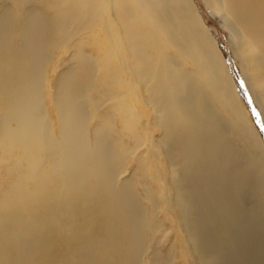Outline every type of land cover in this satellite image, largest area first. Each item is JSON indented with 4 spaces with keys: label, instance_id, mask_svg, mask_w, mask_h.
Here are the masks:
<instances>
[{
    "label": "bare ground",
    "instance_id": "bare-ground-1",
    "mask_svg": "<svg viewBox=\"0 0 264 264\" xmlns=\"http://www.w3.org/2000/svg\"><path fill=\"white\" fill-rule=\"evenodd\" d=\"M220 1L212 3L218 7ZM45 2L51 13L47 19L24 23L14 17V34H28L24 49L8 46L5 23L0 27V117L4 129L0 130V174L8 186L6 194L0 193V264H18L14 254L20 240L26 256L30 242L41 246L49 264H65L63 256L71 264H130L132 239L128 234L133 233L131 226L134 228L136 219L130 209L127 211L123 195H103L109 192V187L102 186L109 181V154L101 142L102 126L95 127L94 142L85 140L80 127V87L74 79L65 78L49 99L59 135H48L38 88L33 84L38 74L36 58L47 33L59 35L75 20L89 27L97 56L92 65L99 74V83L110 89L114 84L120 87L113 96L122 100L119 113L125 130L130 131L134 120L142 115L136 103L146 101L140 91H145L146 82L150 83L147 101L158 114L164 128L162 139L172 154L171 191L178 196L173 193L183 213L181 219L204 264H235L224 258L229 250H236V242L230 246L234 239L228 233L215 228L220 239L213 248L205 242L204 231L196 224L200 213L197 202L215 200L220 205L226 189L250 188L248 191L254 194L248 202L261 203L260 213L264 216V149L245 118L216 42L192 2ZM221 4L244 27L242 54L254 85L264 91V0H223ZM181 60L188 62L193 71L187 72ZM135 109L137 115L132 111ZM221 111L226 113L227 123ZM12 121L13 127L9 126ZM235 137L241 140L245 152L236 147ZM84 169L93 171L96 183V189L89 193L81 188L88 178ZM83 195L85 200L92 199L88 204L92 213L86 211L85 218L103 227V232L95 235L103 234L104 238L103 246H97V258L94 253L82 251L86 244L77 234V223L86 222L80 215L84 209L78 205V201L84 202ZM116 217L122 218V228ZM255 250L251 247L254 255ZM28 259H22L23 264H28Z\"/></svg>",
    "mask_w": 264,
    "mask_h": 264
},
{
    "label": "rangeland",
    "instance_id": "rangeland-1",
    "mask_svg": "<svg viewBox=\"0 0 264 264\" xmlns=\"http://www.w3.org/2000/svg\"><path fill=\"white\" fill-rule=\"evenodd\" d=\"M221 1L220 6L215 7L212 0H190L198 18L216 42L236 89L245 118L256 133L260 147L264 149V91L254 85L250 69H248L242 54L244 27L238 18L221 6ZM45 6V0H0V27L5 23L4 29L7 32L6 43L8 46H12L13 49H21L23 46L24 49L28 37V34L27 37L14 34V17L15 19L18 17L24 23L32 20L39 22L51 15L49 8ZM83 26L87 25L75 20L70 22L65 31L59 35L47 33V40L44 41L43 49L36 58L35 69L38 74L33 84L36 89L38 88V101L45 116L47 134L57 138L59 135L56 117L51 110L49 99L51 96L53 97L57 88L59 90L62 80L66 78L73 81L74 79L80 87L78 92L79 108L82 109L80 127L85 135V140L89 142L96 140L95 127L102 126L104 130L101 142L109 154L106 167L109 181H107V186H102L109 187V192H104L103 195L105 197L108 194L111 196L123 195L124 205H128L127 211L130 209L129 212L136 219L134 228L131 226L133 233L129 232L128 234L132 239V246L128 250L131 256L130 264H204L200 253L196 250L191 234L188 232V227L185 226L186 222L181 219L183 213L178 208V199L175 200L177 194H175V190L171 191L172 154L168 152V147L162 139L164 138V135L162 136L164 128L158 122V114L152 110L147 101L146 89L150 83L146 82L145 91H140L146 101L141 104L140 102L136 103L137 110L142 111V115L139 119L134 120L133 128L130 131L125 130L122 127L123 117L119 113L122 100L113 96L120 87L114 84L113 88L110 85L112 88L110 89L99 83V74L93 70L92 65L97 58L96 49L90 42L89 27L87 26L85 29ZM182 62L181 60L180 64L184 65L183 68L187 72L193 71L194 68L188 62ZM137 110L132 111L136 114ZM0 113L3 114L1 109ZM221 114V118L227 123L226 113L221 111ZM1 117L0 130L2 132L4 129ZM13 122L9 123V126L13 127L15 125ZM133 133L136 136H132ZM235 139L237 138L235 137ZM234 141L236 147L244 151L241 140ZM86 166L90 167V163L87 162ZM85 175L88 178H85L87 181L81 188L83 191L88 190L87 193H89L90 190L96 189V183L93 171L85 170ZM2 176L0 177V193L6 194L8 186ZM83 198L84 202L80 200L78 205H80V209H84L80 215L85 218L86 211H89L86 212L88 214L92 213L88 210V204L92 199L85 200L84 195ZM87 218H85V224H82V220L81 223H77V234L86 244L82 251L94 253L93 257L97 258L99 256L97 246H103L104 238L103 234L97 237L95 235L97 232L102 233L103 227L93 225L96 221L94 220L92 223L90 218ZM116 223L119 228L124 225L122 218L116 217ZM119 235L121 236L122 232ZM92 238L95 240L91 241Z\"/></svg>",
    "mask_w": 264,
    "mask_h": 264
},
{
    "label": "water",
    "instance_id": "water-1",
    "mask_svg": "<svg viewBox=\"0 0 264 264\" xmlns=\"http://www.w3.org/2000/svg\"><path fill=\"white\" fill-rule=\"evenodd\" d=\"M227 170L230 171L229 168ZM227 173L225 171V174ZM248 189L251 190L250 188L226 189V194L223 196L224 203L220 205L215 200L211 203L204 201L203 204L202 200L198 201L200 213L197 214L196 224L201 231H204L203 237L209 247L213 248L217 239H220L219 235L215 234L217 233L215 228L228 233L234 239V243L231 242L230 246L234 247L236 242V250L228 251V254L224 256L226 261L235 264H250L251 262L264 264V216L260 213L261 203L258 201L248 202L254 194L253 190L248 191ZM19 233L21 232L18 231ZM33 242H30L28 248L29 255L27 254V256L30 259H28V264H49L42 249L39 248L41 246L33 245ZM22 243L23 241L20 240L17 247L14 245L17 248L14 255L17 258L16 261H19L18 264H23V260L27 258L26 251L24 252L22 249ZM251 247L256 249L255 255L252 254ZM69 249L72 254L70 256L73 257V250ZM17 252L18 254H16ZM234 254L237 255L236 259ZM70 256L68 255L69 258H71ZM65 257L63 256V261L66 264ZM67 262L71 264L69 260Z\"/></svg>",
    "mask_w": 264,
    "mask_h": 264
}]
</instances>
